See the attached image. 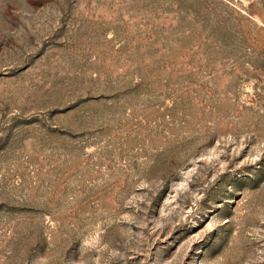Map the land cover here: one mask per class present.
<instances>
[{
    "label": "rangeland",
    "instance_id": "1",
    "mask_svg": "<svg viewBox=\"0 0 264 264\" xmlns=\"http://www.w3.org/2000/svg\"><path fill=\"white\" fill-rule=\"evenodd\" d=\"M0 264H264V0H0Z\"/></svg>",
    "mask_w": 264,
    "mask_h": 264
}]
</instances>
